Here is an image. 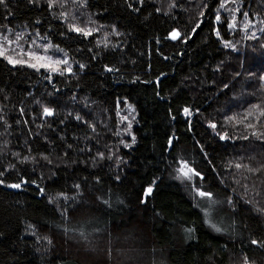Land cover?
Returning <instances> with one entry per match:
<instances>
[{
    "label": "trees",
    "instance_id": "1",
    "mask_svg": "<svg viewBox=\"0 0 264 264\" xmlns=\"http://www.w3.org/2000/svg\"><path fill=\"white\" fill-rule=\"evenodd\" d=\"M1 27L70 67L0 58V264H264V0H6Z\"/></svg>",
    "mask_w": 264,
    "mask_h": 264
},
{
    "label": "rangeland",
    "instance_id": "2",
    "mask_svg": "<svg viewBox=\"0 0 264 264\" xmlns=\"http://www.w3.org/2000/svg\"><path fill=\"white\" fill-rule=\"evenodd\" d=\"M234 19L238 23H235L236 25L234 27L237 32H244L245 36H252L251 33L254 32L253 22H247L242 26H238L242 23L240 21V18L238 17V14L234 15ZM17 36L20 37L19 40H17ZM5 37L7 38L6 40ZM177 37L173 39H177ZM0 44L4 46L3 51L5 53L4 55H0V58L6 60L8 63L9 59L6 57L9 56L14 60L24 61L23 63H9L11 66H25L31 69H35L37 71H48L52 73H59L63 70H67L66 72L69 71L68 68L70 67V58L68 57L66 52L58 46L54 45L46 36L41 35L38 31L31 32L25 30H18V28L11 29L10 27H1ZM37 57H43V59H37ZM57 61H59V63H57ZM30 64H34L35 67H30ZM261 80L264 83V73L262 75ZM132 123L133 112L129 107L125 108L120 113V134L117 138L121 142L122 147L128 146V139L131 138L133 135L131 129ZM188 168L191 169L190 167ZM178 172L180 173L179 170ZM192 175V173H189L188 177H186L181 174V176L184 178H189ZM197 194L199 195V193Z\"/></svg>",
    "mask_w": 264,
    "mask_h": 264
},
{
    "label": "snow or ice",
    "instance_id": "3",
    "mask_svg": "<svg viewBox=\"0 0 264 264\" xmlns=\"http://www.w3.org/2000/svg\"><path fill=\"white\" fill-rule=\"evenodd\" d=\"M0 4H6V0H0ZM244 15H245V17H247V13H245ZM216 19L219 20V19H220V16L217 15ZM230 27H235V24L230 25ZM84 34H85V35H88V34H90V33L85 32ZM177 36H178L177 33H173V34H172V37H173V38H176ZM6 39H7V38L5 37V40H6ZM19 39H20V37L17 36V40H19ZM3 47H4V46H3L2 44H0V55H4V54H5L4 51H3ZM6 58L9 59V63H23V62H24L23 60H14V59L11 58L10 56H9V57H6ZM37 59H43V57H37ZM57 63H59V61H57ZM29 66H30V67H35L34 64H30ZM185 112H187V109H185ZM44 113H45L46 115H51L50 110L47 109V108L44 109ZM213 127H214V125H213ZM186 169H187V171H186ZM179 171H180V173H181L182 175H184V176H186V177H188L189 173H192V174H194V175H198V173H195V172H193L192 169H189L188 166H187L186 164L182 165L181 168L179 169ZM189 178H190V177H189ZM12 187H19V185H18V184H16V185H12ZM148 191L150 192L151 189H149ZM199 195H201V196H209L210 194L205 193V192H200Z\"/></svg>",
    "mask_w": 264,
    "mask_h": 264
}]
</instances>
